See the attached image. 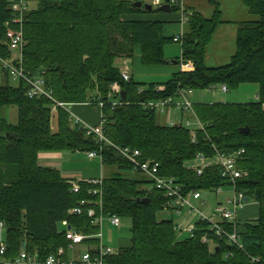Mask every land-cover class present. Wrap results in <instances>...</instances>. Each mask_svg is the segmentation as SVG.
Instances as JSON below:
<instances>
[{"label":"trees","instance_id":"16d2710c","mask_svg":"<svg viewBox=\"0 0 264 264\" xmlns=\"http://www.w3.org/2000/svg\"><path fill=\"white\" fill-rule=\"evenodd\" d=\"M203 1L212 7V16L206 18L185 6L190 16L181 25L180 19L161 21L154 17L163 13L133 6L146 4L145 0H38L36 8L29 10L27 5L21 17L12 10L13 0H0V58L13 54L6 30L21 31L24 74L42 79L53 99L29 98L27 83L10 84L8 72L0 65V224L6 237L0 258L5 264L22 250L44 262L62 248L66 260L72 256L65 237L68 229L85 237L74 247L75 255H95L99 226L84 212L71 213L81 201L87 203L82 208H92L96 217L100 203L103 218L116 216L130 222L128 244L106 256V264H264V0ZM223 1L239 3L249 19L237 23L230 61L208 68L207 48L217 27L225 23L220 10ZM169 6V14L179 13V6ZM175 24L185 28L170 35L168 26ZM180 34L181 40L174 41ZM170 42L181 46L180 58L165 59L164 48ZM136 58L145 68L191 63L193 71L178 69L164 82L140 83L133 76L125 81L115 62ZM114 84L124 92L125 102L119 101V93L108 99ZM243 84L258 87L255 101L193 105L203 126L195 130L194 142L190 129L181 124L188 114L173 112L180 118L174 123L166 120L167 114L145 106L175 99L178 90L224 85L228 91ZM114 101L117 105L112 106ZM98 102L103 103L99 109L102 132L110 145L98 142L94 135L86 136L69 111L56 106L91 103L97 107ZM243 128L247 134L239 133ZM112 145L138 150L142 161L158 163L159 175L176 179L184 196L230 185L217 166L197 176V154L212 158L214 150L224 155L243 151L237 158L243 175L236 189L257 205L258 214L253 222L237 224L242 250L216 237L210 225L201 221L194 223L191 237L178 239L173 221L158 219L167 199L161 192L146 189L148 179L134 171ZM62 152L96 153L104 173L101 183L78 182L80 191L72 193V180L40 158ZM93 191L98 192L93 195ZM143 199L148 203L143 204ZM222 226L228 232L233 229L228 223ZM202 237L212 240L213 250L202 243ZM254 258L258 262H252Z\"/></svg>","mask_w":264,"mask_h":264},{"label":"built area","instance_id":"2783aa9c","mask_svg":"<svg viewBox=\"0 0 264 264\" xmlns=\"http://www.w3.org/2000/svg\"><path fill=\"white\" fill-rule=\"evenodd\" d=\"M168 5H177L180 7L179 11V19L181 25H184L189 18V14L185 12L184 8V0H167ZM29 0H18L11 3L12 10L14 12H19L21 17V13L27 7ZM156 7L164 3V1L156 0L154 3ZM16 21V20H14ZM180 37H175L174 41L181 40ZM6 37L9 40V50L13 53L9 56L8 59L0 58V65L3 70H6L10 76V80L12 82H17L22 80L27 83L29 86L27 96L29 98L41 97L44 96L48 99H52L51 92L44 88V82L42 79H30L28 78L23 71L22 68V57H23V48H24V38L21 31H11L10 29L6 30ZM191 63L183 64L181 63V71L182 72H191L193 71V66L191 67ZM121 76L125 81H129L130 76L127 72L121 71ZM216 86H210L207 90H214ZM219 90L222 93H226L227 89L224 85L219 86ZM119 92V87L114 84L111 86V91L108 94V99L113 97L114 93ZM141 92V91H140ZM192 95L191 90H178L177 96L174 98H167L163 101L150 102L146 107L150 109H157L161 113L170 114L169 110L174 112H183L188 114L189 117L186 120H182L181 124L184 125L185 128L190 129V136L192 142L195 141V129L192 127V120H195L198 124L200 130H203L202 124L197 120L193 112V104L190 100ZM91 104V103H88ZM117 105L114 101L112 102V106ZM57 107L64 108L63 104L56 103ZM98 109L103 107V103L98 102ZM176 110V111H175ZM72 116V115H71ZM72 119L79 124L81 129L85 132L86 136L94 135L97 138V141L100 143L108 144L110 143L106 140L103 135L102 127H103V119L100 113L99 122L97 125L92 126L89 124L80 121L79 119ZM171 125H174L173 122L170 121ZM114 147V145H112ZM118 151L119 155L126 159L129 164L132 166L134 171H138L143 174L148 181L150 182L151 189L150 191H158L161 192L163 197L167 199V202L163 205L164 211H172L173 214L177 217H182L181 225H174L175 231L180 232L181 234H188L189 237L192 236L194 232V223L196 221H201L208 223L210 225L211 231H213L214 235L219 238H225L227 243L231 246L237 247L242 250V246L239 243V235L237 230V224L239 222V211L245 207V197L244 195L237 191L236 182L238 179L242 178V171L239 169L237 165V158L243 153V151H238L236 154L224 155L219 151L214 150V155L212 158H207L203 154H197L194 158L195 168L197 176H201L203 171L209 166H217L220 168L221 177L229 180L233 197L231 199H226V205H222L221 203H217L216 207L210 214L204 213L201 208L204 207L205 201L201 199V194L199 191H191L186 196H184L181 192V186L177 182L176 179L172 177H163L159 175V164L150 162V161H142L141 153L138 150H132L130 148H115ZM87 156L89 159H96L100 157L94 152H88ZM88 183L92 184H100L101 180H91ZM71 184V192L77 194L80 191V187L77 181H70ZM216 193L221 192V188H217L214 190ZM98 191H93L92 194H96ZM192 201L199 202L201 207H196ZM87 203L85 201H81L79 206L75 207L71 210L72 214L81 215L83 212L86 216L92 219V223L99 226L100 231L96 235V237L100 240V244L97 248V252L95 255L90 254V252L78 253L75 255L74 247L78 246L85 239L84 236L77 234L72 230H67L65 233L66 239L70 242L69 249L72 251V256H69L66 260H63L64 250L62 248L58 249L55 254L50 255L44 262L39 261L36 256L28 255L25 251L22 250L19 257H17L12 263L6 264H106L104 262V258L108 255H112L114 253L113 250L109 248H105L101 244V226L104 219L109 221L110 225L114 228H120L121 221L116 216H110L107 218H103L102 216V208L100 203L99 213L100 216L96 217L95 212L92 208L87 207L85 210L82 206H85ZM227 206V207H225ZM188 223H186V221ZM194 222L190 223L189 222ZM223 223L231 224L233 229L231 232L226 231L223 228ZM66 225V223H63ZM3 226L0 224V231ZM202 243L208 244L210 249H214V243L211 239L202 237ZM5 251V246L0 244V255H2ZM74 252V253H73ZM76 256V259H73ZM257 261L258 259H252V262Z\"/></svg>","mask_w":264,"mask_h":264},{"label":"rangeland","instance_id":"374dc122","mask_svg":"<svg viewBox=\"0 0 264 264\" xmlns=\"http://www.w3.org/2000/svg\"><path fill=\"white\" fill-rule=\"evenodd\" d=\"M188 0H185V5ZM38 0H29L28 8L29 10H33L37 6ZM152 0H145V3L151 4ZM157 7H154L155 10ZM223 15V14H221ZM228 18H235V15H227ZM226 17V18H227ZM224 18V17H223ZM171 34L172 32H176V29L173 31L172 29L169 30ZM213 49H210V46L207 48L210 49L211 54H216V52L220 51V48L216 45V40L213 39ZM211 45V44H210ZM181 55V46L177 43L170 42L164 48V56L167 60H174L176 58H180ZM207 56H213L210 61L206 62ZM217 57V58H216ZM218 59V60H217ZM229 62L228 55H205V64H227ZM192 67V64H190ZM115 66L123 71L127 72L129 76H133L134 80L140 83H150V82H164L169 76L157 74L162 69H147L143 68L139 61L134 59L133 61L127 60H117L115 62ZM171 68H177L176 65H170ZM10 84H14L10 82ZM120 92V91H119ZM118 92V93H119ZM257 92L258 87L252 84H243L240 85L238 88L229 89L226 93H222L219 90V86H216L214 90H195L192 91V95L190 100L193 105L198 104H213V103H249L253 102L257 99ZM62 104V103H61ZM66 111L70 113L72 110V105L63 104ZM94 111H96L100 118V111L98 107H92L89 105ZM170 114L174 111L169 110ZM176 111V110H175ZM72 112V111H71ZM177 113V112H176ZM71 114V113H70ZM8 115L13 118L14 113L12 111L8 112ZM72 115V114H71ZM163 122H166L164 119V115L161 116ZM174 123H179V116L177 115L174 119H172ZM99 122V119H98ZM97 122V123H98ZM85 123V122H84ZM193 129H199L198 124L195 120L191 121ZM87 124V123H86ZM55 127V125H53ZM61 156L59 158H53L51 160H42L43 164L47 163L48 165L52 166L62 174H67V176L76 177L77 182H88L91 180H99L102 178L103 169L101 168V161L99 158L96 159H89L87 153L82 152H62L60 153ZM40 160V161H41ZM136 176V175H134ZM151 185L147 184L146 189H151ZM201 194V199L205 201V205L201 210L206 213L210 214L214 208L216 207L217 203H221L222 205H226V199H231L233 197L231 188L229 186H225L221 188L220 193L213 192H206V191H199ZM192 203L196 207H201L199 202L192 201ZM227 207V206H225ZM244 214V215H243ZM258 214L257 205L250 200L248 203H245V207L239 211V221H249L253 222L256 220ZM158 219H171L175 225H181L182 217H177L173 214L172 211H163L158 214ZM101 244L105 248H109L113 251L119 249L121 246H126L130 239V222L127 219L121 220L120 228H114L110 225L107 219H104L101 226ZM178 239H183L188 236V234H181L177 232ZM5 231H0V244L5 246ZM0 264H5L4 260L0 258Z\"/></svg>","mask_w":264,"mask_h":264},{"label":"crops","instance_id":"0c3cea01","mask_svg":"<svg viewBox=\"0 0 264 264\" xmlns=\"http://www.w3.org/2000/svg\"><path fill=\"white\" fill-rule=\"evenodd\" d=\"M156 0H152L151 4L150 3H146V4H150L153 7L154 6ZM160 2L163 0H159ZM161 5H165V4H161ZM159 5V6H161ZM188 7L190 8V10H194L197 11L199 14H201L202 16L209 18L212 16V7L210 5H208L205 1L203 0H188L186 2L185 5V0H184V7ZM220 10L221 13L223 14L222 17L223 20L225 21L224 24H221L220 26L217 27V29L215 30L213 39L216 40V46L220 48V51L216 52V54H211L210 53V49H213V39L210 45V49L207 50L206 55H228L229 61L230 58L233 56L234 51H235V38H236V34H237V23L239 22H243V21H247L249 19V15L247 14L246 10L239 4L236 2H229V1H223L220 4ZM159 13H163L161 15H157L154 18L161 20V21H176L179 20V16L178 13L177 14H169V13H165V12H159ZM227 15H235V18H228ZM227 17V18H226ZM185 27H180L178 25H169L168 26V31L170 29H172L173 31L176 29V32H172L173 34L178 33L179 31H181V29L184 30ZM170 33V31H169ZM172 34V35H173ZM171 35V33H170ZM213 56H207L206 62L210 61L212 59ZM217 58V57H216ZM137 60L139 61V59L137 58ZM218 60V59H217ZM140 63V62H139ZM170 65H176V64H169L166 66H161L158 68H147V69H162L159 72H156L157 74H162V75H168L170 76L171 74L175 73L179 68L173 69L171 68ZM206 67L208 68H214V67H219L220 64H216V65H212V64H205ZM222 66H224L225 64H221ZM145 68V67H143ZM72 112L70 111V113L72 114V116H74V118L79 119L80 121H83L89 125H96L99 119V115L96 111H94L88 104H81V105H72ZM178 114L176 113H172V114H167V119L166 120H170V119H174ZM179 116V115H178ZM60 153H54V154H42L40 155V158L42 160H51L53 158H59ZM44 165L50 166L47 163H45ZM61 173V172H60ZM62 177L65 179H68L69 181H76V177H72V176H67V174H62ZM244 215V214H243ZM257 219V218H256ZM186 223H188L187 220H185ZM255 221V220H254ZM244 222H249V221H244ZM252 222V221H251ZM190 223H194L189 222Z\"/></svg>","mask_w":264,"mask_h":264},{"label":"water","instance_id":"95a60500","mask_svg":"<svg viewBox=\"0 0 264 264\" xmlns=\"http://www.w3.org/2000/svg\"><path fill=\"white\" fill-rule=\"evenodd\" d=\"M133 6L137 7V8H143L147 12H151L153 10V6L152 5H150V4H142L141 2L134 3ZM155 10L158 11V12L170 13V6L167 5V4L161 5V6H158ZM118 99H119L120 102H125L126 99H125L124 92H122V91L119 92ZM239 133L247 134L248 133V129L247 128L240 129ZM137 201H139V200H137ZM244 201H245V203H248L249 199L246 198ZM141 202L143 204L144 203H148V199H143ZM23 249H24V245H23Z\"/></svg>","mask_w":264,"mask_h":264}]
</instances>
